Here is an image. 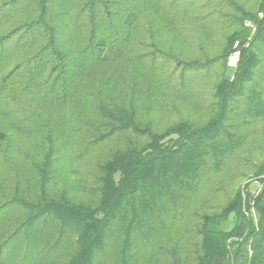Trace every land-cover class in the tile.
I'll return each mask as SVG.
<instances>
[{"label": "trees", "instance_id": "16d2710c", "mask_svg": "<svg viewBox=\"0 0 264 264\" xmlns=\"http://www.w3.org/2000/svg\"><path fill=\"white\" fill-rule=\"evenodd\" d=\"M258 121L264 0H0V264H264Z\"/></svg>", "mask_w": 264, "mask_h": 264}, {"label": "rangeland", "instance_id": "374dc122", "mask_svg": "<svg viewBox=\"0 0 264 264\" xmlns=\"http://www.w3.org/2000/svg\"><path fill=\"white\" fill-rule=\"evenodd\" d=\"M247 25H249V24H247ZM236 53H237V56H234V54H233L232 57L230 58V64H234V63L236 64L238 56H239V53L238 52H236ZM230 68H229V72L231 73L233 71L232 70L233 67H230ZM262 129L264 130V122L258 121L256 123H254L253 126H251L249 130L254 132L255 130L259 131V130H262ZM250 141L251 140L248 139V143ZM244 151H247L246 147H245ZM248 157H249L248 154L240 156V158L242 160H247L246 158H248ZM237 167H240V166H238L236 161L234 160V161H232L231 165L227 168V170L232 169V168H237ZM86 172L87 171H85L84 174H82L83 176L81 177V179H83L84 182H86L87 185L90 186V184H92V178ZM242 174H247V172L243 170ZM218 182H225L224 181V174L210 176L206 186H204V188L200 191V193L198 195V200L192 206V209H195L197 204H198V206L208 205V206H212V207L220 205V202H222V200L219 197V194H213V191H215V190L218 191V187H219V183ZM248 183H251L250 187L248 188V192H250V193L258 192V190L260 188V184L255 182V181H251L250 178L248 180L242 181L241 187H244ZM217 184H218V186H217ZM81 197H82L83 200H87L89 198V194H83ZM169 216H171V215L169 214ZM178 219H180V218H177V220ZM65 253H67V252H65Z\"/></svg>", "mask_w": 264, "mask_h": 264}, {"label": "crops", "instance_id": "0c3cea01", "mask_svg": "<svg viewBox=\"0 0 264 264\" xmlns=\"http://www.w3.org/2000/svg\"><path fill=\"white\" fill-rule=\"evenodd\" d=\"M231 63H232V62H231ZM234 64H235V63H234ZM234 64H230V61H229V68H230V67H233V69H234V67H235ZM230 69H231V68H230ZM233 69H232V70H233Z\"/></svg>", "mask_w": 264, "mask_h": 264}, {"label": "built area", "instance_id": "2783aa9c", "mask_svg": "<svg viewBox=\"0 0 264 264\" xmlns=\"http://www.w3.org/2000/svg\"><path fill=\"white\" fill-rule=\"evenodd\" d=\"M237 46V44L235 45V47ZM234 56H237V53H234Z\"/></svg>", "mask_w": 264, "mask_h": 264}]
</instances>
